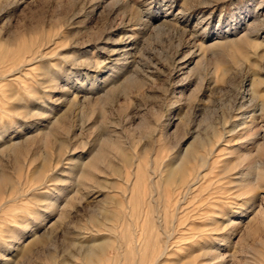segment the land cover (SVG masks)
I'll return each mask as SVG.
<instances>
[{"label":"rangeland","instance_id":"rangeland-1","mask_svg":"<svg viewBox=\"0 0 264 264\" xmlns=\"http://www.w3.org/2000/svg\"><path fill=\"white\" fill-rule=\"evenodd\" d=\"M102 242L264 264V0H0V264Z\"/></svg>","mask_w":264,"mask_h":264},{"label":"bare ground","instance_id":"bare-ground-1","mask_svg":"<svg viewBox=\"0 0 264 264\" xmlns=\"http://www.w3.org/2000/svg\"><path fill=\"white\" fill-rule=\"evenodd\" d=\"M180 163V162H179ZM78 166V163L77 165ZM177 166V165H176ZM74 167V165H73ZM75 170V169H74ZM62 171V170H61ZM75 172V171H74ZM182 169L177 168L176 170L174 169L173 171H171L167 177L166 180L167 181H171V180H175L177 181V174L181 173ZM188 172V171H187ZM73 173V172H72ZM184 174V173H183ZM187 174V173H186ZM53 175V174H52ZM51 175V176H52ZM183 178V177H182ZM181 178V180H182ZM173 182V181H172ZM64 189V188H63ZM62 193V192H61ZM147 197V196H146ZM54 198V197H53ZM55 201V200H54ZM50 203V202H49ZM52 205V204H51ZM51 207V206H49ZM54 209V208H53ZM43 210V209H42ZM19 237V236H18ZM75 238V237H74ZM76 240V239H75ZM108 247V242H102L100 244H98L97 246H91L88 247L86 250L81 251L79 254L82 256L83 259V264H96L97 262H99V257L101 255H103L104 251L107 249ZM164 252V251H163ZM165 253V252H164ZM78 254V253H76ZM163 255V254H162ZM63 264H72V263H67L64 262Z\"/></svg>","mask_w":264,"mask_h":264}]
</instances>
